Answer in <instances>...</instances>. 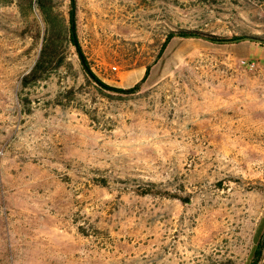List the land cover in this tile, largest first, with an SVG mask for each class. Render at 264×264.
<instances>
[{"label": "rangeland", "instance_id": "obj_1", "mask_svg": "<svg viewBox=\"0 0 264 264\" xmlns=\"http://www.w3.org/2000/svg\"><path fill=\"white\" fill-rule=\"evenodd\" d=\"M20 2L0 0V264H251L264 243V0H76L92 72L139 85L113 98L86 83L73 47L72 66L22 87L43 18ZM53 8L70 20L71 0ZM181 30L203 36L161 51Z\"/></svg>", "mask_w": 264, "mask_h": 264}, {"label": "trees", "instance_id": "obj_2", "mask_svg": "<svg viewBox=\"0 0 264 264\" xmlns=\"http://www.w3.org/2000/svg\"><path fill=\"white\" fill-rule=\"evenodd\" d=\"M15 2L20 3V5H22L20 0H4V3L6 4H13ZM25 2L26 4L25 6H23L25 8L20 9L21 13L26 14V16H30V14L35 12L34 5L35 3H37L42 14L43 26L40 29L36 30L34 34L36 41L41 40V50L34 67L22 78L23 88L35 86L41 81L47 80L52 74L55 73V71L61 69L68 61L67 52L70 47H73L79 56V63L86 83H88V85L90 86H94L97 92L103 97H117L111 96L107 94V92L113 93L115 95L130 94L134 93V90H137L139 88V85H137L132 90H123L109 86L92 72L91 68L89 67L88 61L85 55L83 54L82 47L80 45L77 34L76 0H71L69 21H67L65 18H63L54 11L53 0H25ZM202 36L203 34H201L200 32L190 30H181L177 34L172 33L168 36L167 42L161 47V51L164 49V47H166L167 43L174 37L201 38ZM209 40L215 43H223L224 41H229L225 39H220L216 36H212L211 38H209ZM68 65L72 66V63L68 61ZM148 72L149 68H147L145 78L147 77ZM66 95L69 102L72 98L75 97L72 88L68 90ZM57 102L59 103V99L57 100ZM150 187H154V185ZM138 193L142 196L149 194H157V192L152 188H146L143 190L140 189L138 190ZM263 251L264 243L260 242L252 255L251 264H258L260 262V259L263 255Z\"/></svg>", "mask_w": 264, "mask_h": 264}, {"label": "water", "instance_id": "obj_3", "mask_svg": "<svg viewBox=\"0 0 264 264\" xmlns=\"http://www.w3.org/2000/svg\"><path fill=\"white\" fill-rule=\"evenodd\" d=\"M242 40L257 41V40H254L253 38H243V39H236V40L224 41L223 43H237V42L242 41ZM257 42H259V41H257ZM135 91H137V90H134V92Z\"/></svg>", "mask_w": 264, "mask_h": 264}]
</instances>
